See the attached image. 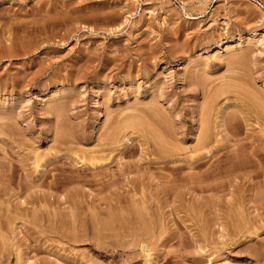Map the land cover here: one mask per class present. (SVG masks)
Segmentation results:
<instances>
[{
	"label": "rangeland",
	"instance_id": "rangeland-1",
	"mask_svg": "<svg viewBox=\"0 0 264 264\" xmlns=\"http://www.w3.org/2000/svg\"><path fill=\"white\" fill-rule=\"evenodd\" d=\"M250 103L264 0H0V264H264Z\"/></svg>",
	"mask_w": 264,
	"mask_h": 264
},
{
	"label": "bare ground",
	"instance_id": "bare-ground-1",
	"mask_svg": "<svg viewBox=\"0 0 264 264\" xmlns=\"http://www.w3.org/2000/svg\"><path fill=\"white\" fill-rule=\"evenodd\" d=\"M209 83H210V82H209ZM209 83H208V84H209ZM201 84H204V83H201ZM228 84H229V83H228ZM205 85H207L206 82H205ZM218 85H219V84H218ZM224 85H225V84H224ZM201 86H203V85H201ZM226 86H227V84H226ZM206 87H207V86H206ZM206 87H205V89H207ZM210 87H211V86H210ZM219 87H221V86H218V88H219ZM202 88H203V90H204V87H202ZM213 88L215 89V86H213ZM222 88H224L223 85H222ZM237 88H238V87H237ZM220 89H221V88H219V90H220ZM226 89H227V88H226ZM234 89H235V88H234ZM210 90H211V89H210ZM224 90H225V89H224ZM228 90H229V88H228ZM231 90H232V89H231ZM216 91H217V90H216ZM221 91H222V90H221ZM236 91H237V89H236ZM225 92H226V90H225ZM225 92L223 91L222 93H225ZM228 92H229V91H228ZM228 92H226V93H228ZM231 92H232V91H231ZM242 92H243V91H242ZM207 93H208V92H207ZM213 93H214V92H213ZM217 93H218V95L220 94V96H222V95H221L222 93H219V92H217ZM217 93H216L212 98H217V97H219V96H217ZM226 93H225V94H226ZM205 94H206V93H205ZM240 94H241V92H240ZM240 94L238 95L239 97H240ZM210 95H211V94H210ZM210 95H209V96H210ZM212 95H213V94H212ZM241 95H242V94H241ZM244 95H245V94H244ZM246 96H248V94H247ZM206 97H207V96H206ZM204 98H205V97H204ZM204 98H203V99H204ZM212 98L209 97V100H210V99L212 100ZM246 99H247V98H246ZM248 99H249V97H248ZM206 100H208V97H207ZM211 100H210V101H211ZM216 100H217V99H216ZM213 101H214V99H213ZM213 101H212V102H213ZM248 101H249V100H248ZM204 102H205V101H204ZM204 102H203V103H204ZM214 102H215V101H214ZM226 102H227V101H226ZM227 103H228V102H227ZM204 104H206V103H204ZM208 104H209V103L207 102L206 105H208ZM250 104H253V103H250ZM206 105H205V106H204V105H200V106H202V109L200 108V110H202L201 112H202V114L205 116V117H204L205 119L208 118V115H210V114L213 115L212 111H211V112L209 111V113H206L207 110H208V107H207ZM209 105H210V104H209ZM209 105H208V106H209ZM212 105H214V103H213ZM212 105H210V106H212ZM253 105H256V106H257V104H255V103H254ZM226 106H227V104H226ZM251 106H252V105L249 106L250 109H251ZM260 106H261V105H260ZM227 107H228V106H227ZM227 107H226V108H227ZM214 108H215V107H214ZM223 108H224V107H223ZM226 108H225V109H226ZM261 108H262V107H259V108H258V106H257V108H256L257 111H254L255 114L257 115V116L255 115L257 118H256L255 116H254V117H255L257 120H258V118H261V120L263 121L262 123H264V107H263V109H261ZM203 109H204V110H203ZM210 109H211V108H210ZM212 109H213V108H212ZM212 109H211V110H212ZM215 109H216V108H215ZM215 109H214V112H215ZM219 109H220V108H219ZM240 109H241V108H240ZM252 109H253V108H252ZM205 110H206V111H205ZM217 110H218V109H217ZM219 111L221 112V111H223V110H219ZM240 111H241V110H239V112H240ZM199 112H200V111H199ZM220 112H219V113H220ZM242 112H243V111H242ZM251 112H252V110H251ZM215 114H216V112H215ZM217 114H218V113H217ZM240 114H242V113H240ZM46 115H47V114H46ZM203 115H202V116H203ZM219 115L221 116L222 113H220ZM46 117H48V116H46ZM46 117H45V119H46ZM210 117H211V116H210ZM243 117H244V116H243ZM243 117H242V118H243ZM211 118H212V117H211ZM214 118H216V117H214ZM220 118H221V117H220ZM245 118H246V116H245ZM212 119H213V118H212ZM212 119H211V121H212ZM216 119H217V118H216ZM222 119H223V118H222ZM208 120H209V119H208ZM208 120H206L205 123H204V121H203V123H204L203 127H205V128H202V127H201V125L203 124V123L201 122L202 124L200 125V128L202 129V131L200 130L201 132H199V134H200V133H201V134H200V135H197L196 145H195V147L193 146V147H194V148H193V151H194V152H195L196 150H200V149H203V148L207 147L208 144H210V142H211L210 139H212V138H210V135H212L213 133H211L210 131L213 129L214 126L211 128L212 123H211V126H210V124H209V123H210V120H209V123H208ZM217 120H218V119H217ZM224 120H225V119H224ZM244 120H245V119H244ZM246 120H247V118H246ZM221 121H222V120H221ZM215 122H216V120H215ZM224 122H225V121H224ZM206 123H207V124H206ZM208 124H209V125H208ZM218 124H219V123H218ZM205 125H206V126H205ZM216 125H217V124H216ZM221 125H222V124H221ZM221 125H220V126H221ZM131 126H132V125H131ZM133 126H135V125H133ZM117 127H118V126H117ZM117 127H116V130H120V129L123 130L122 127H124V125H123L122 127H121V126H119L118 128H117ZM120 127H121V128H120ZM126 127H128V126H126ZM126 127H124V128H126ZM129 127H130V126H129ZM217 127H218V125H217ZM217 127H216V128H217ZM119 128H120V129H119ZM143 129H144V128H143ZM210 129H211V130H210ZM222 129H223V128H222ZM225 129H226V128H225ZM124 130H125V129H124ZM223 130H224V129H223ZM137 131H138V130H137ZM141 131H142V130H141ZM144 131H145V130H144ZM225 131H226V130H225ZM110 132H111V131H110ZM121 132H122V131H121ZM121 132H119V135H120ZM139 132H140V131H139ZM142 132H143V131H142ZM123 133H124V132H123ZM210 133H211V134H210ZM220 133H221V132H220ZM108 134H109V133H108ZM108 134H106V135H108ZM117 134H118V132L115 131V129H114V131H112V133H111L110 136L108 137L109 139L107 138V139L109 140V143H108V142H107V143H108V144H110V143L112 144V143H116L118 140H120L119 137H121V136H118ZM217 134H218V133H217ZM217 134H216V135H217ZM122 135H123V134H122ZM117 136H118V137H117ZM124 136H125V135H124ZM124 136H122V138H123ZM126 137H127V135H126ZM152 137H153V135H152ZM156 138H157V137H154V139H156ZM107 139H106V140H107ZM115 139H116L117 141H116ZM123 139H124V138H123ZM123 139H121L120 142H122ZM129 139H130V138H128L127 140H129ZM130 140H131V139H130ZM112 141H116V142H112ZM159 142H160V141H158V143H159ZM117 143H118V142H117ZM102 145H103V144H102ZM188 150H189V148H188ZM112 152H113V151H112ZM213 152L215 153V151L210 150V151L207 152V154H204V155H201V156H197V157H195L194 159H192V160L190 161V164H192L193 162H196V160H198L199 158H204V157H206V156H207L208 154H210V153L213 154ZM204 183H205V182H204ZM105 223H106V222H105ZM105 223H103V224H105ZM103 224L101 225V226H102V229H109V228H106V227H105L107 223L105 224V226H104ZM108 225H110V224H107V227H108ZM105 231H106V230H105ZM138 243H139V242H138ZM139 244H140V243H139ZM139 244H138V245H139ZM147 253H148V252H147ZM148 254H149V253H148ZM148 254H147V257L149 256ZM150 263H151V262H150ZM28 264H29V263H28Z\"/></svg>",
	"mask_w": 264,
	"mask_h": 264
}]
</instances>
